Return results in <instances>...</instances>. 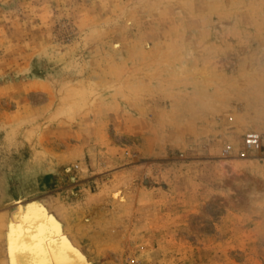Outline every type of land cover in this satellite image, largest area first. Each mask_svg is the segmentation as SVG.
Returning a JSON list of instances; mask_svg holds the SVG:
<instances>
[{
    "label": "rangeland",
    "instance_id": "rangeland-1",
    "mask_svg": "<svg viewBox=\"0 0 264 264\" xmlns=\"http://www.w3.org/2000/svg\"><path fill=\"white\" fill-rule=\"evenodd\" d=\"M19 201L68 264H264V0H0V264Z\"/></svg>",
    "mask_w": 264,
    "mask_h": 264
},
{
    "label": "snow or ice",
    "instance_id": "snow-or-ice-1",
    "mask_svg": "<svg viewBox=\"0 0 264 264\" xmlns=\"http://www.w3.org/2000/svg\"><path fill=\"white\" fill-rule=\"evenodd\" d=\"M39 206H30L17 215L15 223L9 225V259L10 264H16V257H32L33 264L39 258L51 251L54 255L63 252L65 241L61 233L55 230L54 225H44L38 220L34 210ZM37 225L33 230V225ZM15 241V245H13ZM72 251V250H69ZM47 264V261H39ZM57 264H60L58 261Z\"/></svg>",
    "mask_w": 264,
    "mask_h": 264
},
{
    "label": "bare ground",
    "instance_id": "bare-ground-1",
    "mask_svg": "<svg viewBox=\"0 0 264 264\" xmlns=\"http://www.w3.org/2000/svg\"><path fill=\"white\" fill-rule=\"evenodd\" d=\"M248 133H255L256 135L258 134L261 137V140L263 139V136H262V134L259 131H250ZM258 150L260 151L261 148L258 149ZM113 197L115 199H118L119 201H125L127 196L125 197V195L123 194V191L121 189H117L113 193ZM18 207L19 208H18L17 214L15 215V219H16L17 215L20 214L22 212V210H24L23 209V204L21 203V201L18 202ZM34 214L37 215L38 220L41 221L44 225H54L55 226V230L56 231H60V229H61L60 225L61 224L59 223V220L56 218L55 215H53V214L49 215L48 213H46V210H45L44 206L43 207H38L37 210L35 209L34 210ZM36 226L37 225H35V224L33 225V230H35ZM5 234H6L7 240L9 241V228L6 229ZM64 241H65V245L63 247V252L62 253L54 255L51 251H48L45 255L41 256V258H43L44 256H49L50 255V256H53L54 258H56L57 260H59L58 258L61 255L63 261H68V262H66L68 264L73 258L71 256L72 253H73V248H72L71 243L69 242V240L67 238H64ZM13 245H15V241H13ZM69 250H72V251H69ZM15 259H16V264H29V263L33 262V258L32 257H20V256H17ZM44 259H46V258H44ZM41 260H43V259H41ZM43 261H46V260H43ZM72 262H73V260H72Z\"/></svg>",
    "mask_w": 264,
    "mask_h": 264
},
{
    "label": "built area",
    "instance_id": "built-area-1",
    "mask_svg": "<svg viewBox=\"0 0 264 264\" xmlns=\"http://www.w3.org/2000/svg\"><path fill=\"white\" fill-rule=\"evenodd\" d=\"M262 148L261 137L255 133H246L244 135L243 144L239 147L237 153L242 156L250 154L252 151ZM234 150L232 145H228L227 151L232 152Z\"/></svg>",
    "mask_w": 264,
    "mask_h": 264
}]
</instances>
